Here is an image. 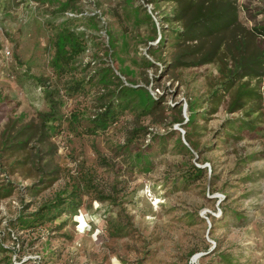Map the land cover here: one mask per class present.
I'll use <instances>...</instances> for the list:
<instances>
[{
  "label": "rangeland",
  "instance_id": "rangeland-1",
  "mask_svg": "<svg viewBox=\"0 0 264 264\" xmlns=\"http://www.w3.org/2000/svg\"><path fill=\"white\" fill-rule=\"evenodd\" d=\"M231 5L233 33L196 48L177 2L0 0V264H264V74L229 112L220 62L178 64L264 50V0Z\"/></svg>",
  "mask_w": 264,
  "mask_h": 264
},
{
  "label": "trees",
  "instance_id": "trees-1",
  "mask_svg": "<svg viewBox=\"0 0 264 264\" xmlns=\"http://www.w3.org/2000/svg\"><path fill=\"white\" fill-rule=\"evenodd\" d=\"M167 2H177L181 5L180 14L177 16L180 20L184 22V30L177 31L176 36L180 38V35L188 38L191 41H195L196 48H201L206 39L212 40L213 47L214 40L221 36L222 30H227L230 34L233 33L234 29L237 26L238 14L235 8L231 5V0H165ZM186 13V14H185ZM182 16V18L180 17ZM234 28V29H233ZM253 35H260L264 37V25L263 26H254L252 28ZM164 41V40H163ZM237 44L231 46L220 47L217 49H210L202 53L199 59H195L193 61L184 62L181 60H177L178 64L181 66H190V65H200L211 63L214 61L220 62L221 66L219 71L224 76V88L231 89L230 91V101L228 103V111L235 112L241 108H243L245 100L250 97L254 90L249 88L248 86H244L243 83L235 86L236 81H240L245 77H256L259 78L264 74V50L256 48L250 50H246L247 45L244 43V40H238ZM56 46L58 43L56 41ZM76 48L72 54H69V57L72 58L74 54H77L79 50H81L82 45L79 42L75 43ZM236 49V52L232 50ZM223 50V51H222ZM58 51V49H56ZM184 52L182 49L181 53ZM57 53V52H56ZM231 61V66L227 67V65ZM224 62L226 63L224 65ZM115 95V102L113 97L108 100L107 103H104L102 107H104L103 111L96 113V115L91 118L90 125L88 129L92 134H95L97 129H105L108 127L109 122L116 118L117 113L122 110L125 106H130L131 94H133V90L126 86H122L116 90V92H112ZM130 94V98H129ZM113 96V95H112ZM54 103V101H53ZM52 103V104H53ZM141 105V104H140ZM155 106V101L150 98L149 101L142 106L144 113H149ZM190 106V104H189ZM53 105H51V109L49 112H44L39 114V120L42 124V135L47 136L48 126L46 125L48 122L57 120L56 114L54 113ZM191 114H193L191 112ZM183 121L182 117H177L175 122ZM192 122L191 116L188 120ZM186 141L192 145V141L187 138ZM145 154H142L140 157L143 158ZM59 197V196H58ZM52 203V206H56L58 204H62L63 201L59 200V198ZM51 205V204H50ZM116 230H120L119 227ZM6 264H15L14 261L9 260Z\"/></svg>",
  "mask_w": 264,
  "mask_h": 264
},
{
  "label": "bare ground",
  "instance_id": "bare-ground-1",
  "mask_svg": "<svg viewBox=\"0 0 264 264\" xmlns=\"http://www.w3.org/2000/svg\"><path fill=\"white\" fill-rule=\"evenodd\" d=\"M80 222H81V226H83L84 223H85V221H84V219H83V216H82V218H80ZM81 226H80V227H81Z\"/></svg>",
  "mask_w": 264,
  "mask_h": 264
}]
</instances>
